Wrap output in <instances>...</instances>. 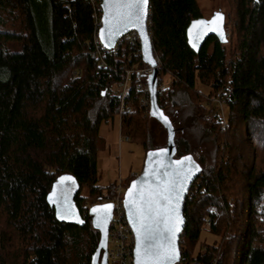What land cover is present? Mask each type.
Segmentation results:
<instances>
[{"label": "trees", "instance_id": "trees-1", "mask_svg": "<svg viewBox=\"0 0 264 264\" xmlns=\"http://www.w3.org/2000/svg\"><path fill=\"white\" fill-rule=\"evenodd\" d=\"M148 1L149 37L168 77L157 104L173 127L174 158L200 169L183 206L186 261L172 264H264V0H224L227 41L211 36L197 54L185 32L203 17L198 0ZM96 28L84 0H0V264H91L100 234L89 209L104 197L98 131L117 117L109 88L122 82L121 60L98 66ZM218 94L223 124L206 113ZM151 121L165 132L161 147ZM120 128L144 150L143 165L166 146L164 127L137 106ZM58 183L69 185L63 203ZM62 205L74 218H58ZM202 232L214 240L203 243Z\"/></svg>", "mask_w": 264, "mask_h": 264}, {"label": "snow or ice", "instance_id": "snow-or-ice-1", "mask_svg": "<svg viewBox=\"0 0 264 264\" xmlns=\"http://www.w3.org/2000/svg\"><path fill=\"white\" fill-rule=\"evenodd\" d=\"M146 4L147 0H104L105 28L101 29L102 39L110 40L121 27H127L128 24L142 25ZM217 17H220L219 13L212 21H196L194 26L215 23ZM189 31L191 32V29ZM105 32L108 33L107 36L104 35ZM160 151L163 154L166 150ZM149 157L151 159V153ZM175 163L177 167L166 173L168 178L157 184L155 189H149L147 192L141 189L134 192L133 188L137 181H133V187L129 188L132 199L126 198L125 203L130 205L129 215L136 230V264H170L173 258L171 253L174 252V235L175 231L179 230L171 219L176 211L174 203L178 202L184 185L191 178L192 170H199L190 157H184ZM145 175H149L147 170ZM66 179L70 178H60L61 182ZM49 199L52 200V197L50 196ZM110 208L111 205H103L99 209H92L97 214V227H102L107 210ZM70 215L72 213L69 211L57 210L58 218L64 219ZM79 222L83 223V221Z\"/></svg>", "mask_w": 264, "mask_h": 264}, {"label": "built area", "instance_id": "built-area-1", "mask_svg": "<svg viewBox=\"0 0 264 264\" xmlns=\"http://www.w3.org/2000/svg\"><path fill=\"white\" fill-rule=\"evenodd\" d=\"M89 3L92 8V18L97 26L94 33L95 53L98 58V66L104 70H113L110 60L118 59L121 63L116 64L122 74L121 84L113 85L109 88L112 97L118 100V145L123 142H128L129 138L121 134L120 121L121 115L124 113L133 112L136 108H140L145 114H149L150 110V92L147 80L152 75L154 68L157 69L156 74V95L163 92L167 84H163L159 74V59L151 45L152 58L155 67L145 63L142 58V50L140 44V36L134 30L128 31L122 35L111 49L104 48L98 39V29L101 25V2L102 0H84ZM68 7V6H67ZM150 11L147 12V32L149 35ZM151 41V39H150ZM152 43V42H151ZM138 62H143V65L138 66ZM115 69V68H114ZM115 71V70H114ZM76 72H73V76ZM133 87L136 92L135 99L129 96L130 88ZM217 104L218 111L214 112L213 116L220 123H224L225 115L222 107V96L216 95L211 99ZM136 175V174H135ZM137 176V175H136ZM114 194L111 198L107 197L105 192L104 197L100 199L99 204L110 203L112 205V215L107 233V264H134V234L126 220L125 211L123 208V199L121 198L123 186L122 181L116 183ZM183 230L178 238L179 260L186 261L184 256ZM191 264H198L191 262Z\"/></svg>", "mask_w": 264, "mask_h": 264}, {"label": "water", "instance_id": "water-1", "mask_svg": "<svg viewBox=\"0 0 264 264\" xmlns=\"http://www.w3.org/2000/svg\"><path fill=\"white\" fill-rule=\"evenodd\" d=\"M103 5H104V0H102L101 2V12H102L101 25L97 33L98 39L101 45L106 49H111L113 45L116 43V41L122 35H124L128 31L134 30L140 36V44H141L143 61L155 67L154 60L152 58V52H151L152 43L150 41V37L148 35L147 25H146L147 12L149 10V1L147 0V4L145 6V14H144L142 25L128 24L127 27H121L120 30L117 31L115 35L111 37L110 40L102 39L101 29L105 28V23H104L105 8L103 7ZM217 13L220 14V17H222V19L220 17H217L215 23H210L206 25L196 24L194 26V22L196 21H212L213 17ZM224 19H225L224 13H222L221 11H217V12H214L209 19L199 17L197 19L191 20L185 32L186 43L188 47L190 48V50L194 52L195 54L199 53L200 49L202 48L206 40L211 36L215 37L220 43L224 44L227 41L226 31L224 28ZM190 29H191V32L189 31ZM104 35L107 36L108 33L105 32ZM221 35L223 38H221ZM156 74H157V69L154 68L152 75H150L147 80L148 88L150 92L149 115L153 119H155L157 122H159L166 130L167 141H166V146L163 148L166 151L163 154H161L160 150L152 152L151 159L149 155L147 156L144 162L142 171L133 180V181H137L135 188H133L134 192H137L138 190H141V189H143L145 192H147V190L149 189H155L157 184H159L160 182L168 178L166 176V173H169L172 168L177 167L175 162L182 160V159L178 160L174 158L175 145H174L173 127L170 124V122L165 118V116L162 113L161 108L157 104L156 91H155ZM146 170L149 173V175L147 176L145 175ZM199 174H200V169L198 171L195 169L192 170L191 178L188 179L186 184L184 185V188L180 193V198L178 202L174 203V207L176 208V211L172 214L171 219H172V223L178 226L179 230L175 231L174 243H173L174 252L171 253L173 258L171 259L170 264L177 262L179 259L178 238L185 224L183 206H184L185 198L187 196L189 187ZM133 181L131 182L130 186L126 189L125 199L123 200V208L125 211V216H126L128 225L130 226L134 234L135 244H134V251H133V262L134 264H136V239H137L136 230L133 226L132 218H130V215H129L130 205H126L125 203L126 198L128 200L132 199V196L129 195V188L133 187ZM103 205H111V204L110 203L97 204L95 206H92L89 209V214L92 217V225L94 228H96L99 231V234H100L97 248L91 259V264H107V233H108L109 223H110L111 215H112V205H111V208L107 210L106 220L103 223L102 227L96 226L97 214L92 211L93 208L99 209Z\"/></svg>", "mask_w": 264, "mask_h": 264}, {"label": "rangeland", "instance_id": "rangeland-1", "mask_svg": "<svg viewBox=\"0 0 264 264\" xmlns=\"http://www.w3.org/2000/svg\"><path fill=\"white\" fill-rule=\"evenodd\" d=\"M198 2L202 16L205 19H209L214 12L221 11L223 13L227 9L224 0H198ZM160 76L163 84H167L168 77L162 74ZM201 90L203 89L201 88ZM206 91L207 90L205 89L204 92ZM207 103L208 110L206 109V113L209 111L208 114L213 116L214 112L218 111V106L215 103L214 105H211L213 103L211 99ZM150 125L153 129L155 145L159 147L163 146L165 144L164 130L160 125L153 121L150 122ZM97 149L96 166L99 177L98 186L103 188L104 194L106 187L113 185L118 181H123L122 184L125 186V181L129 177L134 179L136 175H139L142 171L145 156L144 150L141 146L130 142V140L118 145V124L116 118L101 123L98 131ZM209 149V144L201 146L198 153L194 154L195 158L198 159V157L205 155ZM123 188L121 198L124 200L127 188ZM56 191L58 192V201L63 203L62 198L65 196L64 193H68L69 185H66L65 187L63 183H58L56 184ZM81 195L84 197L87 196L86 189L83 188ZM62 211H65L63 205ZM66 217L74 218V216L71 215ZM212 240H214L213 237L209 236L207 233H201L200 241L203 243L205 242L209 244Z\"/></svg>", "mask_w": 264, "mask_h": 264}]
</instances>
